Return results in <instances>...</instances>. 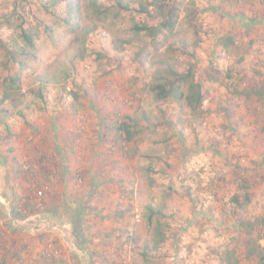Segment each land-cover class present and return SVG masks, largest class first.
I'll use <instances>...</instances> for the list:
<instances>
[{
	"label": "rangeland",
	"instance_id": "1",
	"mask_svg": "<svg viewBox=\"0 0 264 264\" xmlns=\"http://www.w3.org/2000/svg\"><path fill=\"white\" fill-rule=\"evenodd\" d=\"M53 1L0 0V264H264L259 0H174L154 35L137 27L155 12L131 9L148 0L84 5L72 26ZM159 56L195 63L201 107L156 97Z\"/></svg>",
	"mask_w": 264,
	"mask_h": 264
},
{
	"label": "trees",
	"instance_id": "2",
	"mask_svg": "<svg viewBox=\"0 0 264 264\" xmlns=\"http://www.w3.org/2000/svg\"><path fill=\"white\" fill-rule=\"evenodd\" d=\"M59 1H62V0H55L53 2H47L46 5L50 7L51 4H57ZM64 1L67 2L68 10L71 11L69 12V15L64 21L71 26L79 22L77 19L78 18L77 16L79 17L81 16L82 18V14L84 12L83 11L84 5L89 4L90 6H99V5L103 6L102 3L99 2V0H64ZM115 1H117L116 4L121 6L123 9H129V5L127 3L125 4L124 0H115ZM173 1L174 0H148L146 4H141V6L131 8L132 10L134 9L137 12L148 13L149 15H153V12H155L154 16L156 17L157 22H158V26H155L152 28L151 27L148 28L147 26H144V27L142 26V27H137V29L138 30L139 29L150 30L149 31L150 35H154V32H157V31L160 32L164 30L166 31V29L167 30L172 29L174 24L177 22V18H178L177 13H176L177 6L173 3ZM259 5L261 6V11H262L260 14H258L259 21H260V20H264V0H259ZM104 11L106 13L109 12V10H107L106 7L104 8ZM55 13H56V10H55ZM97 13H101V12H97ZM238 14H240L239 11H238ZM73 17L75 18L73 19ZM235 18H238V17H235ZM45 25H46L45 26L46 30L51 35H53V32H55V29L53 27L48 26V24H45ZM80 26L81 25L79 24V27ZM28 29L29 28H25V27L21 28V35L23 37V40L26 42L27 46L35 48L36 42H35L34 36L37 35V32H33ZM217 36H219L220 38L222 37V35L218 34V32L216 31V37ZM231 37L233 36L227 37V42L225 43L226 49H228L229 43L235 40V38H233V41H232ZM0 38L2 37L0 36ZM218 39L216 40L218 41ZM161 45L162 43L158 44V47H160ZM170 49H173V45L170 46ZM6 53L8 57V62L12 64H18L20 66V68L18 69V72L19 74H21V71L26 66V63L22 60V58H20V56L26 53V49H20L17 51L16 49L8 47L6 48ZM192 57H195V56L192 55ZM207 59L211 66L215 64L213 59H211L210 57ZM173 61L175 62V60H171L170 58H166V57L160 58V56L158 57V60L156 62L157 67L153 73L154 82L152 84V90L156 92L157 98L164 99V98L171 97L176 101H180L183 99L190 106V108L196 110L197 108L201 107V104L203 102V97H204L203 90H202L203 85L201 83V80L199 79L196 80V76L194 72V68L196 65L194 62H192L184 72L179 74L180 72H178V70L176 69V64ZM19 78L20 76H18V78L11 76V78H9L10 86H14L16 79H19ZM87 83H88V86L91 85L89 81H87ZM184 87H187L186 91L184 90ZM230 94L236 97H239L237 96V92L230 93ZM3 99H5V97H3ZM220 102L226 103L228 106H230V104L236 103V100L231 99L226 102L221 100ZM122 128L125 129V131L128 133V137H130L132 132L129 131V126L126 123H123L121 125V129ZM240 198L241 196H239V194H236L233 197V200L237 204H239L241 208H245V203H241ZM249 200H251L250 197H247V201ZM150 209H151V215L149 216V223L153 224L152 215L154 214L155 209L153 207H150ZM174 210L175 211L177 210L176 206ZM12 213H13V216L15 217H19V216L22 217L21 212L18 209H15V210L13 209ZM164 240H165V235L161 234V236H159V240L157 241V244H160ZM148 249L149 248H147L146 251H148ZM257 264H263V258L259 259Z\"/></svg>",
	"mask_w": 264,
	"mask_h": 264
},
{
	"label": "crops",
	"instance_id": "3",
	"mask_svg": "<svg viewBox=\"0 0 264 264\" xmlns=\"http://www.w3.org/2000/svg\"><path fill=\"white\" fill-rule=\"evenodd\" d=\"M237 10H234L233 12H236ZM226 20V19H225ZM263 70V69H262ZM244 120H246L247 119V117H244L243 118ZM244 131H245V129H244ZM190 204H192L193 205V203H192V201H191V203ZM197 209V208H196ZM209 233V232H208ZM210 233H212V232H210Z\"/></svg>",
	"mask_w": 264,
	"mask_h": 264
}]
</instances>
